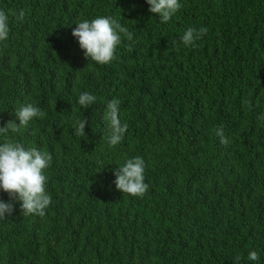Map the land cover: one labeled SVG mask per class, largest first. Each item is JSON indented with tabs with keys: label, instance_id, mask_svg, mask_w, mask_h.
Instances as JSON below:
<instances>
[{
	"label": "trees",
	"instance_id": "16d2710c",
	"mask_svg": "<svg viewBox=\"0 0 264 264\" xmlns=\"http://www.w3.org/2000/svg\"><path fill=\"white\" fill-rule=\"evenodd\" d=\"M180 2L165 23L146 0H0L25 12L23 22L9 16L0 43V126L34 103L44 118L9 138L53 156L45 215L17 202L0 220V264H264V0ZM99 16L133 34L107 65L71 34ZM201 26L208 32L185 46L186 29ZM85 91L97 97L86 109ZM113 98L128 124L116 146L104 119ZM81 118L85 137L73 127ZM135 156L146 163L143 198L114 184Z\"/></svg>",
	"mask_w": 264,
	"mask_h": 264
},
{
	"label": "clouds",
	"instance_id": "9594fccd",
	"mask_svg": "<svg viewBox=\"0 0 264 264\" xmlns=\"http://www.w3.org/2000/svg\"><path fill=\"white\" fill-rule=\"evenodd\" d=\"M150 6L149 12L158 14L162 22L170 21L182 8L180 0H146ZM14 15L18 22L25 19L24 10L17 13H9L0 9V43L8 40L10 27L9 16ZM72 36L78 41L86 58L100 64L111 63L117 54L118 46L122 39H133V34L126 26H123L112 16H99L94 19H83L75 24ZM208 32L207 27H188L181 37L185 46H191L203 38ZM131 50V49H129ZM97 97L87 91L78 97V104L88 108L94 104ZM119 99L113 98L106 105L104 119L108 122L107 142L110 146L119 145L128 130L127 123H121ZM19 123L8 121L0 126V190L9 195L6 202L0 198V220L12 216L15 204L18 202L20 211L24 215H38L43 217L45 210L52 202V196L48 191L49 176L46 170L50 168L53 156L48 151H42L36 147H26L23 143L9 138V133H17L22 128H27L35 118H44L45 112L34 103L25 102L14 112ZM264 122V115L258 117ZM88 120L76 119L74 122L75 135L85 137V128ZM215 135L224 145L229 144L223 126L215 128ZM146 163L141 156L129 158L115 171L114 184L123 194L132 197L143 198L149 190V184L145 183ZM241 257L235 258L236 264H240ZM250 261L259 260L256 250L248 254Z\"/></svg>",
	"mask_w": 264,
	"mask_h": 264
}]
</instances>
